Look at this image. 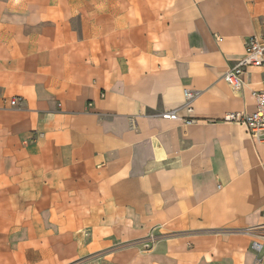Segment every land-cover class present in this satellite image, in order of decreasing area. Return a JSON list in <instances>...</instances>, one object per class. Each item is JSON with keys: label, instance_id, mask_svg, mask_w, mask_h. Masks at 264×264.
<instances>
[{"label": "crops", "instance_id": "obj_1", "mask_svg": "<svg viewBox=\"0 0 264 264\" xmlns=\"http://www.w3.org/2000/svg\"><path fill=\"white\" fill-rule=\"evenodd\" d=\"M255 34L264 0H0V264H253Z\"/></svg>", "mask_w": 264, "mask_h": 264}, {"label": "built area", "instance_id": "obj_2", "mask_svg": "<svg viewBox=\"0 0 264 264\" xmlns=\"http://www.w3.org/2000/svg\"><path fill=\"white\" fill-rule=\"evenodd\" d=\"M245 56L224 75L225 81L235 90L243 86V74L249 66H261L264 64V34L250 35L245 42ZM185 104L191 109V101L195 96V90L185 89ZM256 99V109L251 113L232 111L223 117L225 122L240 123L247 127L249 133L258 140L264 141V90L253 91ZM20 98L11 99V105L19 103ZM164 118H177L175 110L162 113ZM256 251L253 264H264V237L262 240H254L252 243Z\"/></svg>", "mask_w": 264, "mask_h": 264}]
</instances>
